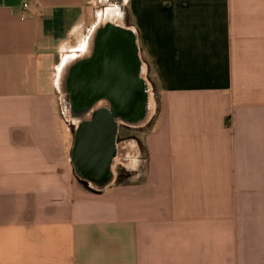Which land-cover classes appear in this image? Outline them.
Masks as SVG:
<instances>
[{"label":"crops","instance_id":"0c3cea01","mask_svg":"<svg viewBox=\"0 0 264 264\" xmlns=\"http://www.w3.org/2000/svg\"><path fill=\"white\" fill-rule=\"evenodd\" d=\"M90 3L0 0V264H264V0H122L158 102L102 182L63 107Z\"/></svg>","mask_w":264,"mask_h":264},{"label":"water","instance_id":"95a60500","mask_svg":"<svg viewBox=\"0 0 264 264\" xmlns=\"http://www.w3.org/2000/svg\"><path fill=\"white\" fill-rule=\"evenodd\" d=\"M92 41L102 45L100 51L94 54V58L98 57L100 63H93L92 59H88L82 66V63H79L70 67L67 73V93L74 99L66 111L68 117L78 125L73 148V162L78 174L83 178L102 182L113 178L111 163L118 154L117 138L120 126L139 127L145 124L152 115V98L151 85L144 77L147 68L141 61L138 38L132 29L123 27L117 20H106L93 31ZM111 48H120L123 52L119 54ZM123 63L126 82L130 88L127 96L130 99L134 96L138 67L142 66L141 72L138 73L141 74V106L135 110L129 108L124 112L121 109L96 112L93 113L92 120H87V116L92 113L94 101L102 94H93L81 88H90L93 85V75L101 79L113 76L118 70L117 65ZM64 78L65 76H62L63 93Z\"/></svg>","mask_w":264,"mask_h":264},{"label":"flooded vegetation","instance_id":"af4514ba","mask_svg":"<svg viewBox=\"0 0 264 264\" xmlns=\"http://www.w3.org/2000/svg\"><path fill=\"white\" fill-rule=\"evenodd\" d=\"M102 45H99L96 42L92 43V46L89 50V52L82 57L81 59H79L76 63L72 64L73 65H79V63H82L81 66L84 64L85 60L88 59H92L93 63L96 61L98 62L99 58L95 57L94 58V54L98 51H100ZM112 51L119 53H122L123 51L120 48H111ZM115 49V50H114ZM123 55V54H122ZM143 64L146 65L145 62H143V60H141ZM103 62V61H102ZM141 63V64H142ZM69 66L66 70V74H64L65 76V80H64V84H63V91H64V98H63V107L65 108V110L68 109V107L71 104V101L74 99L72 98L67 92L68 89V70L70 69ZM118 66V70L116 72V74H114L113 76L109 77V78H102L101 77H95V75H93L91 82H92V86L90 88H86V87H82L81 89L83 91H90L93 94L95 93H100L102 94L100 96V98H98V100H95L94 104H93V108H92V113L90 115L87 116V120H92L93 118V113L96 112H100V111H113L115 109H121L123 110V112L129 108L135 110L137 108H139L142 104V85H141V74L140 73L142 66L138 67V71H137V76H136V83L133 89V98L130 99L127 95L130 92V88L128 87V83L126 82V74H125V66L124 63L121 65H117ZM78 88V87H77ZM67 112V111H66ZM71 120V119H70ZM72 121V120H71ZM73 122V121H72ZM72 127L76 126L75 130H78V125L73 122V124L71 125ZM123 128H127V126L125 125H121L119 128L123 129ZM75 131V132H76Z\"/></svg>","mask_w":264,"mask_h":264},{"label":"rangeland","instance_id":"374dc122","mask_svg":"<svg viewBox=\"0 0 264 264\" xmlns=\"http://www.w3.org/2000/svg\"><path fill=\"white\" fill-rule=\"evenodd\" d=\"M89 8L92 16V24L99 22L100 19L103 22H105L106 20L109 21L110 17L108 14H111L113 18L117 20L118 23H122L123 21L124 9L122 6V0H91ZM146 68L148 71V66H146ZM144 77L146 78V80H148L151 85V98L154 106L153 110L155 111L158 102V89L153 78L150 77L149 72H147ZM142 137L143 133L140 134L138 130L121 129L119 135V142L132 139L137 141L139 145H141L140 141L142 140ZM116 173L118 174V183H123L125 179L129 176L127 175L128 173L120 169L116 170Z\"/></svg>","mask_w":264,"mask_h":264},{"label":"built area","instance_id":"2783aa9c","mask_svg":"<svg viewBox=\"0 0 264 264\" xmlns=\"http://www.w3.org/2000/svg\"><path fill=\"white\" fill-rule=\"evenodd\" d=\"M23 10H24V12H29V10H30V7H29V5L28 4H24V6H23ZM37 11L35 10L34 11V13H36Z\"/></svg>","mask_w":264,"mask_h":264},{"label":"bare ground","instance_id":"6f19581e","mask_svg":"<svg viewBox=\"0 0 264 264\" xmlns=\"http://www.w3.org/2000/svg\"><path fill=\"white\" fill-rule=\"evenodd\" d=\"M110 19L109 20H116L115 18H113V16L111 14H108ZM112 17V18H111ZM153 109H154V106H153V102H152V99H151V111L153 113Z\"/></svg>","mask_w":264,"mask_h":264},{"label":"trees","instance_id":"16d2710c","mask_svg":"<svg viewBox=\"0 0 264 264\" xmlns=\"http://www.w3.org/2000/svg\"><path fill=\"white\" fill-rule=\"evenodd\" d=\"M76 134V132L74 131V135Z\"/></svg>","mask_w":264,"mask_h":264}]
</instances>
